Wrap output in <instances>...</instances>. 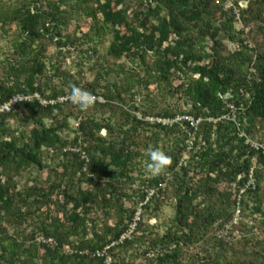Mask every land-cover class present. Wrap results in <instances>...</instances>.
I'll return each instance as SVG.
<instances>
[{"label": "trees", "instance_id": "trees-1", "mask_svg": "<svg viewBox=\"0 0 264 264\" xmlns=\"http://www.w3.org/2000/svg\"><path fill=\"white\" fill-rule=\"evenodd\" d=\"M27 1L0 9L1 24L14 25L19 32L15 58L8 60L0 78V105L19 94L40 93L56 100L70 96L73 86L105 101H95L86 111L70 99L49 105L22 101L0 115V264H106L107 256L113 264H131L120 251L147 242V233L138 235L142 217L154 203L155 208L160 206L168 186L176 194L177 228L150 239L149 248L160 249L156 264H183L185 250L216 225L224 230L238 209L241 218L254 219L264 236V154L247 142V137L264 142V136L257 135L258 125L264 126V51L249 46L246 26L237 30L235 24V9L246 24L264 22V0H248L246 8L242 0H235L236 8H227L225 0H137L141 10L135 11L132 22L127 0ZM76 14L93 23L86 30L79 26L74 33H65ZM263 30L261 24L259 32ZM109 34L112 40L101 57L106 62L124 57L136 61L144 78L123 65L117 72L124 73L121 82L104 87L98 80L82 85L56 64L44 73L50 46L55 45L56 54L80 42L89 45L85 53L98 54V46ZM209 39L212 45L206 50ZM223 40L238 49L230 51ZM115 70L109 65L104 73L108 76ZM177 79L186 108L176 105L156 112L149 107L144 118L134 113L141 110L135 97L144 91H134L136 86L148 90L155 85L166 95ZM143 97L156 106L150 91ZM96 111L109 117L98 119ZM152 114L173 122H153ZM20 118L30 126L28 131L10 127V120ZM71 118L78 122L74 139L68 141L62 131L70 127ZM148 127L156 131L145 137L141 131ZM148 139L171 157L172 164L166 173L143 181L138 219L139 206H125L124 197L135 194L124 190L122 180L135 179L133 172L138 158L144 156L143 146H149ZM160 141L165 142L159 145ZM70 147L81 148L87 157L67 150ZM189 147L191 156L181 163ZM46 158L58 160L50 169L57 181L45 188L33 185L17 190L15 177L33 167L50 168ZM51 179L48 176L46 181ZM85 183L89 185L84 188ZM101 209L115 221L106 220L102 226L90 217ZM38 212L47 213L38 233L23 241L10 234L8 225L26 222ZM133 224L131 236L120 241ZM223 238L214 245L215 252L202 246L206 254H196L198 264H264V237L246 239L239 249L228 248ZM102 250L106 255L97 256ZM229 250H233L231 258Z\"/></svg>", "mask_w": 264, "mask_h": 264}, {"label": "rangeland", "instance_id": "rangeland-1", "mask_svg": "<svg viewBox=\"0 0 264 264\" xmlns=\"http://www.w3.org/2000/svg\"><path fill=\"white\" fill-rule=\"evenodd\" d=\"M27 0H0V9L1 7L10 6L11 8L19 7L22 5L23 2ZM231 2L235 0H230ZM28 2V1H27ZM127 3L130 5L129 8V20L132 22L134 21V14L135 11L141 10L140 2L137 0H127ZM241 6L243 8H246L248 6L249 1L248 0H242ZM93 4V2H92ZM32 8H34L35 5H32ZM40 7V5H37ZM264 17V15H263ZM93 23V19L87 18L84 15L76 14V16L72 19L69 27L65 28V33H74V29H77V27H82V30L88 29V27ZM236 29L241 30L245 27V30L248 31V38L247 42L249 46H253L260 48V51H264V30L263 33L259 32V26L262 24L264 25V22H256V21H250L249 24H246V22L240 17L236 16ZM81 30V32H82ZM18 30L14 25H3L0 21V78L4 76V73L6 72V69H8V60H14L15 55V44L16 40L18 39ZM80 33H77V36H80ZM112 40L111 34L107 36V39L104 41L103 44H100L98 47L99 51L98 54H95V52H86L89 50V45L81 46L80 42L77 43L76 46L72 47H66L62 51L54 54L55 51H57L55 48V45L50 46L49 53L46 54V63L48 68L45 70V74L47 71L53 66V64H56L58 67H62V69L71 76L72 80L80 82V84L85 85L88 82H92L94 80H98L100 85L104 87L107 83H120L121 77L124 76V73H121L120 75L117 73L118 70L123 65L125 69L131 73H136L137 77L144 78L145 73L144 71H141V68H139L136 61L129 60L127 58H122L120 60H114L111 62H106L101 55H104L110 45V42ZM224 44L228 47L230 51H235L238 49V45L235 43L230 42L229 40H223ZM256 41H258V46ZM212 45V41L209 39L206 43V50H209ZM112 65L116 70L106 76L105 70L106 68ZM53 68V67H52ZM54 71V70H53ZM51 71V73L53 72ZM45 74L41 75V81L44 83L45 81ZM181 82V80L177 79L174 81V88L171 89V92H167L166 95H163V92L161 93L159 88H157L155 85L150 86L148 90L144 89L142 86H136L134 88V91H140L144 90L141 93H138L135 97V101L137 102V106L141 107V110L135 111L134 113L137 114L139 118L146 117L144 114V109H148L149 107L153 108V110L157 111H163L165 107H169V109H173L177 106H184L185 108L187 105V100L184 97L183 93L181 92V89H177L178 84ZM148 91H150L151 97L155 99L156 106L150 102H145L143 99L145 95H147ZM183 107V108H184ZM98 119H105L109 117V114H101L99 111L95 112ZM150 117L153 118V122L156 121V119H160L161 116H157V114H152ZM178 118V117H177ZM231 118H236L235 115H233ZM163 119V118H161ZM151 121V120H148ZM70 127L68 129H64L62 131V135L68 139V141H72L75 137V128L77 127V120L71 118L69 119ZM10 127L13 129H18L19 132L22 131H28L29 125H26L25 122L20 118L16 120H10ZM50 123V121H48ZM152 123V122H151ZM156 131L155 128L148 127L146 130H142L141 134L143 136H152V133ZM259 132L264 136V126L262 124L258 125L257 129V135H259ZM102 135H107V130L103 129L101 131ZM172 141V139H171ZM165 141H160L159 145H162ZM168 142V141H166ZM149 146L144 147L143 146V157H139L137 161L136 169L133 172V177L135 178L133 181H128L127 179H123L124 184V190L127 191V193L133 195L132 198L124 197V203L126 207H129L131 204H135L139 206L137 217L138 219L142 215V208H141V189L143 188V181H147L150 179L151 175L147 174L145 171V166L147 162V149L151 147H155L154 140L148 139ZM170 143V142H169ZM189 145H192L190 142ZM191 147V146H190ZM188 148L185 156L183 159H181V163H185L189 157L191 156ZM161 150V149H160ZM46 163L50 167L48 169H45L43 171L38 170L36 167H33L29 170H27L24 173H21L19 176L15 177V188L17 190H22L26 187H31L33 185H37L41 188L48 187L51 185V183L54 181L55 173H53L50 169H53L58 164V160L55 162L51 161L50 159L46 158ZM51 165V166H50ZM48 176H52V181L49 183L46 181ZM57 181V180H55ZM54 181V182H55ZM88 183L83 184L82 186L88 187ZM264 187V180L262 183ZM167 192L164 194V197L162 198V201L160 202V206L158 208H155V203L153 206L148 208L146 212L144 213V216L142 217V225L143 230H140L138 232V235H147V238L144 239L145 243L138 242L134 247L129 248L127 251H120L121 256H125L129 259L131 264H156V257L159 253L160 249L157 247L149 248L151 245V238L157 237V235H164L168 229H174L177 228V224L174 223V219L176 216V210H175V204L177 202L176 194L174 189L170 186H168ZM45 210V209H44ZM115 213H112L111 215H114ZM46 212H38L36 215H33L31 218H29L26 222H21L17 224L14 222V225H8V230L10 234H13L19 241H23L28 236L32 235L35 231L38 233L40 231L39 227L41 224V220H43L46 217ZM90 217L94 218L96 220H99L98 224L104 226L106 220H108V217L105 215V212L101 209L98 211L91 212ZM115 221V218H110L108 220L109 223H113ZM243 221L244 223H242ZM241 223L239 225H244L245 227L242 228L240 226H237V223ZM256 222L254 219L250 218H241L237 217L233 219L230 223H227L225 226V231H228L227 235H223L225 238V241L228 244V248L230 246L235 247L236 249H239L243 243H245L246 239H254L255 241L257 238L264 237L262 232L255 227ZM219 226L216 225V227L212 228V230L208 233V235L199 241L196 245L193 244V246L190 249L185 250L184 258H183V264H198L199 259L196 258V254L200 253L201 256L205 255V251L202 250V246L205 248H213L212 251L215 252L217 248H214V245L216 244L217 240L220 241L221 239V231L219 230ZM257 228V229H256ZM146 229V231H145ZM223 238V239H224ZM27 245L31 243L30 240H27ZM230 243V244H229ZM232 243V245H231ZM148 251L144 254V251ZM233 250H229L228 257H233ZM186 256V257H185Z\"/></svg>", "mask_w": 264, "mask_h": 264}, {"label": "built area", "instance_id": "built-area-1", "mask_svg": "<svg viewBox=\"0 0 264 264\" xmlns=\"http://www.w3.org/2000/svg\"><path fill=\"white\" fill-rule=\"evenodd\" d=\"M216 3H222V0H215ZM223 3L225 4V6L227 8H236L234 5V2H231L230 0H225L223 1ZM236 12L238 13L239 16V9H235ZM95 96V95H94ZM96 100L95 101H100V102H104L105 99L102 96H95ZM69 99V96H61L58 99L54 100V99H46L44 98L40 93H34V94H19L15 97H13L11 100L3 103L0 105V115L3 113H7V112H11L15 109V107L22 101H31V100H38L42 105H49V104H55V103H64L65 101H67ZM175 120H179V118H176ZM157 121L159 122H163L164 124H168L171 123L173 121H170L168 119H157ZM241 135H245V133H241ZM246 136V135H245ZM247 142L250 143V145L252 146L253 149H255L258 152H261L264 154V142H260L257 140H253L249 137H247ZM67 150H71V151H76L81 153L82 157H87L85 152L83 150H81V148L79 147H70ZM240 210L238 209L236 212V217L235 218H239L240 217ZM136 224H133L130 228L129 231H127L124 235H122L120 241L124 240L127 237H130L132 232L135 229ZM221 236L223 237V235H227L228 231L222 230L221 232ZM115 244V242L113 243V245ZM97 256H105L106 255V250H102V251H97L96 252ZM112 257L107 256L106 258V264H113L112 263Z\"/></svg>", "mask_w": 264, "mask_h": 264}, {"label": "clouds", "instance_id": "clouds-1", "mask_svg": "<svg viewBox=\"0 0 264 264\" xmlns=\"http://www.w3.org/2000/svg\"><path fill=\"white\" fill-rule=\"evenodd\" d=\"M69 99L80 110L86 111L93 106L96 97L85 89L73 86ZM147 157L148 159L146 162L145 171L151 176H158L166 173L172 164L171 157L159 148L150 146L147 149Z\"/></svg>", "mask_w": 264, "mask_h": 264}]
</instances>
